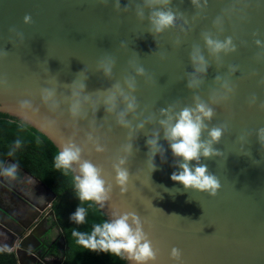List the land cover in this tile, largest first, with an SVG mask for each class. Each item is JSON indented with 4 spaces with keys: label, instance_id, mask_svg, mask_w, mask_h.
<instances>
[{
    "label": "water",
    "instance_id": "obj_1",
    "mask_svg": "<svg viewBox=\"0 0 264 264\" xmlns=\"http://www.w3.org/2000/svg\"><path fill=\"white\" fill-rule=\"evenodd\" d=\"M138 2L132 0L125 10L128 0H120L116 10L114 0L106 5L97 0H0V114L34 128L58 150L64 140H73L83 149L85 159L103 169L109 182L114 176L113 165L125 156L122 147L132 143L133 155L126 166L133 182L123 195L113 185L111 199L102 211L108 219L112 212H137L159 249L156 264H175L169 259L173 247L182 252L181 264H264V154L255 137L264 127V111L259 109L264 103V85L260 84L264 49L254 45V39L264 41V0H207L206 5L200 0L199 8L190 0H172L170 7L182 15L173 28L156 36L148 31L147 9L143 20L137 17ZM26 14L31 16V24L23 23ZM203 33L221 40L231 36L237 51L221 54L219 60L209 56ZM195 45L208 59L206 73H193L189 52ZM104 56L115 60L107 77L98 67ZM137 64L144 67L145 75L136 74ZM81 72L86 86L79 96H73L69 85ZM191 75L202 80L198 88L186 86ZM217 76L221 79L216 80ZM128 78H135L134 91L127 87ZM225 80L235 88L234 94L227 101L213 102L214 94L217 99L223 94ZM117 83L138 105L125 116L128 127L117 124L127 104L119 92L115 110L107 111V90ZM44 88L54 90L46 102L41 94ZM253 95L256 104L249 107ZM194 96L215 110L209 128L228 126L220 143L214 145L224 157L201 160L220 180L214 198L184 191L182 185L171 181V174L178 169L162 133L159 143L165 149L164 162L156 156L157 170L151 176L145 167V141L158 128L159 110L169 105H175L177 111L192 106ZM22 100L30 101L31 107L22 109ZM76 103L79 115L73 117L70 108ZM149 117L153 119L149 121ZM141 122L144 127L137 131ZM245 134L249 135L242 143L239 138ZM242 146L250 151V157L238 155ZM97 147L104 151L97 152ZM27 175L51 194L48 205L52 207L56 194ZM2 179L0 176V186ZM0 212L6 214L1 207ZM49 215L55 220L53 209ZM26 240L11 247L18 264H25ZM61 241L65 244L63 236ZM0 249L6 253L12 250L2 245ZM64 259L62 255L58 262L43 260L42 264H62Z\"/></svg>",
    "mask_w": 264,
    "mask_h": 264
},
{
    "label": "clouds",
    "instance_id": "obj_2",
    "mask_svg": "<svg viewBox=\"0 0 264 264\" xmlns=\"http://www.w3.org/2000/svg\"><path fill=\"white\" fill-rule=\"evenodd\" d=\"M98 3L107 4L108 0H97ZM196 6L201 7L200 0H190ZM132 3L128 0L125 10ZM172 0H139L136 4V15L139 19L145 18V9H147L148 31L154 36L164 33L173 28L180 13L173 11L170 7ZM205 5L207 0H204ZM114 9H120V0H114ZM219 20V17L217 18ZM24 24H31L32 18L26 14L23 17ZM14 29H10L13 31ZM257 36V33H253ZM204 49L209 56L220 59L221 54L227 56L237 51V46L233 42L231 36L225 37L223 40L214 39L211 34H202ZM178 43V41H177ZM254 45L260 49H264V41L254 39ZM121 46H125L122 42ZM258 56L260 53L257 54ZM189 61L193 68V73H206L208 69V59L204 54V50L199 45L193 46L189 52ZM115 60L111 56H104L98 61V67L103 70V74L111 76ZM237 66H231V70L235 71ZM137 75H145V69L142 65H135ZM78 79L73 80L69 87L72 88L73 96H79L80 91L85 88L83 80L86 76L83 72L77 74ZM216 80L221 77L217 76ZM127 87L134 91L136 87L135 78L126 80ZM202 84V80L191 75L187 87L189 89L198 88ZM260 84L264 85V79L260 80ZM224 92L213 95V102L227 101L235 92L232 84L225 80L222 85ZM119 92L124 100L127 101L126 107L119 113L117 124L128 127L129 122L125 119L128 112H133L138 107L134 96L125 94L119 83L114 84L112 89L107 90L105 103L109 105L107 111L115 110L116 93ZM43 100L48 101L53 95L54 90L51 88L41 89ZM256 104V97L253 95L249 98L248 105L253 107ZM22 109L30 108L31 104L28 100L20 101ZM80 106L78 103L73 104L70 108L71 115L76 117L79 115ZM259 109L264 111V103L259 105ZM216 115L215 110L210 104L202 100L199 96L193 97L192 106H184L177 111L175 105H169L159 110V119H156L158 128L145 141L148 149L146 153L145 167L149 175L157 170L154 160L157 155L160 156L161 162H164L165 149L159 143L161 139L166 142L172 157L174 158V166L178 169L171 174L170 179L174 184L182 185L184 191L207 194L210 198H214L220 187V180L209 172L206 164H202L201 160H211L224 157V152L215 148L214 145L219 144L225 132L227 124L215 125L209 128L210 122ZM153 117H149L151 121ZM144 123L137 125V131L143 129ZM206 133V138H204ZM249 134L242 135L239 139L244 143ZM256 141L260 146L261 154H264V127L259 128L255 133ZM21 141H15V147L19 148ZM59 152L54 157V166L57 170H61L64 174H72L73 186L75 190V198L81 202L75 212L69 217L70 221L76 225L85 223L87 210L81 206L83 203L91 202L98 205L101 209L105 207L111 199L113 185L119 189L123 195L129 191V187L133 182V174L129 172V159L133 155L132 143H127L122 147L125 156L119 158L113 165L114 176L109 182L105 179L103 169L90 159L83 157V149L73 140H64L59 145ZM97 152H102V147L96 148ZM138 152L139 149H136ZM13 152H9L12 156ZM238 155L251 156L250 151L243 146ZM254 165H258L257 160ZM252 161V162H253ZM18 168L15 163L6 166L0 165V176L9 180H15ZM172 194V190L165 189ZM72 237L75 238L77 245L90 252L106 253L111 256L125 258L132 264H156L159 249L153 244L149 234L144 230V221L135 211L112 212L108 220L97 223L92 226L91 232L72 231ZM182 252L180 249L173 247L169 254V259L175 264H181Z\"/></svg>",
    "mask_w": 264,
    "mask_h": 264
},
{
    "label": "trees",
    "instance_id": "obj_3",
    "mask_svg": "<svg viewBox=\"0 0 264 264\" xmlns=\"http://www.w3.org/2000/svg\"><path fill=\"white\" fill-rule=\"evenodd\" d=\"M16 140L21 141L19 148L15 147ZM9 152L13 155L9 156ZM58 152L57 147L42 133L9 115L0 114V165L5 166L8 161L9 164L15 163L56 194L52 209L65 241L62 253H59L60 256L65 255L62 264H128L125 258L86 251L76 244L73 230L91 232L94 224L102 223L108 217L98 205L87 202L81 205L87 210L85 223L76 225L70 221L69 217L81 202L75 198L72 174H64L54 166V157ZM56 252L59 251L56 249ZM0 264L18 262L14 253L0 249Z\"/></svg>",
    "mask_w": 264,
    "mask_h": 264
},
{
    "label": "flooded vegetation",
    "instance_id": "obj_4",
    "mask_svg": "<svg viewBox=\"0 0 264 264\" xmlns=\"http://www.w3.org/2000/svg\"><path fill=\"white\" fill-rule=\"evenodd\" d=\"M51 199L47 190L19 168L15 180L2 179L0 207L6 214L0 212V245L12 249L21 240L27 239L25 264H42L43 260L58 262L62 257L59 254L63 249L62 235L49 215L52 207L48 204ZM45 207L44 211H38ZM39 224L42 227L38 228ZM9 253L15 254L14 249Z\"/></svg>",
    "mask_w": 264,
    "mask_h": 264
},
{
    "label": "rangeland",
    "instance_id": "obj_5",
    "mask_svg": "<svg viewBox=\"0 0 264 264\" xmlns=\"http://www.w3.org/2000/svg\"><path fill=\"white\" fill-rule=\"evenodd\" d=\"M27 179V178H26Z\"/></svg>",
    "mask_w": 264,
    "mask_h": 264
}]
</instances>
